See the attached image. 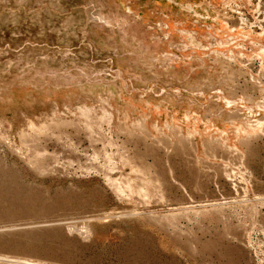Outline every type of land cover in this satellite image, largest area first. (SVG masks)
Returning <instances> with one entry per match:
<instances>
[{
  "label": "rangeland",
  "instance_id": "1",
  "mask_svg": "<svg viewBox=\"0 0 264 264\" xmlns=\"http://www.w3.org/2000/svg\"><path fill=\"white\" fill-rule=\"evenodd\" d=\"M262 30L255 0H0V264H264Z\"/></svg>",
  "mask_w": 264,
  "mask_h": 264
},
{
  "label": "crops",
  "instance_id": "2",
  "mask_svg": "<svg viewBox=\"0 0 264 264\" xmlns=\"http://www.w3.org/2000/svg\"><path fill=\"white\" fill-rule=\"evenodd\" d=\"M258 4V5H257ZM245 6H246V4H245ZM238 7H240V6H238ZM247 7V6H246ZM255 7L256 8H259L260 10H261V12H262V14H263V18H264V9H263V5H262V2H261V0H259V3H258V0H255ZM230 9H231V7H230ZM229 10V9H228ZM230 11V10H229ZM239 16V18H240V20H244V17H243V15L241 14V15H238ZM241 23H243L242 21H241Z\"/></svg>",
  "mask_w": 264,
  "mask_h": 264
},
{
  "label": "flooded vegetation",
  "instance_id": "3",
  "mask_svg": "<svg viewBox=\"0 0 264 264\" xmlns=\"http://www.w3.org/2000/svg\"><path fill=\"white\" fill-rule=\"evenodd\" d=\"M232 7V6H231ZM262 32H264L263 30H262Z\"/></svg>",
  "mask_w": 264,
  "mask_h": 264
}]
</instances>
